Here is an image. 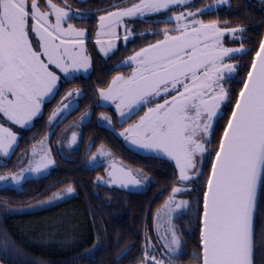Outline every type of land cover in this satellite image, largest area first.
<instances>
[{"label":"snow or ice","instance_id":"6c2138e0","mask_svg":"<svg viewBox=\"0 0 264 264\" xmlns=\"http://www.w3.org/2000/svg\"><path fill=\"white\" fill-rule=\"evenodd\" d=\"M225 5L230 7L229 0H215L193 11L191 0H135L127 6L112 4L98 10L104 14L98 17L94 42L105 57L117 48V29L124 28L126 43L133 36L127 20L171 12L163 23L175 22L152 32L162 38L117 65V69L130 67V72L117 70L107 86L97 90L101 101L115 106L121 124L143 111L119 133L121 137L175 165L170 194L152 216L151 229L145 220L143 244L133 264H180L185 244L175 220L193 212L199 231L192 256L195 264H254L258 189L264 184V39L258 49H248L245 27H228V21L222 27L219 19L205 22L200 18L209 7ZM89 15L74 11L68 0H0V168L8 167L18 146L12 126L28 128L42 114L46 98L58 91V73L69 82L76 73L92 67L86 49L88 29L71 22ZM226 34L239 40V47H226ZM250 52L254 54L243 66L239 90L233 93L225 85L240 76L239 61ZM73 95L79 98L80 90H69L62 107L49 116V134L40 141L39 151L33 148L27 166L20 167L21 160L18 171L0 174V185L22 190L29 176L49 174L55 161L45 143L53 132L51 125L66 118L63 113L72 107L68 101ZM227 105H231L230 114L225 112ZM101 120L113 124L105 113ZM221 121L222 130L212 147ZM77 143L73 132L69 147ZM205 156L211 157L207 171ZM99 157H111V153L101 145L89 163ZM105 171L108 179L97 176L98 185L140 188L149 182L147 175L118 168L115 161ZM197 182L201 196L193 208L191 200L178 197L191 195ZM74 192L68 185L37 206L51 205ZM11 246L8 233H0V247L7 251ZM130 250L119 253L117 264Z\"/></svg>","mask_w":264,"mask_h":264},{"label":"trees","instance_id":"16d2710c","mask_svg":"<svg viewBox=\"0 0 264 264\" xmlns=\"http://www.w3.org/2000/svg\"><path fill=\"white\" fill-rule=\"evenodd\" d=\"M229 4L230 7L224 6L223 22L228 21V27H245V43L248 49H257L264 33V17L261 12L263 1L229 0ZM209 17L211 16L208 15ZM121 51L123 52V47L120 45L114 55ZM252 54L254 53L247 54L246 62L241 63L240 78L244 75L243 66L250 61ZM238 90L239 84L234 93ZM230 107L231 105L226 113L230 114ZM55 108L45 107L34 125L38 131L36 136L28 141L21 140L18 145L17 164L22 156L42 139L47 131V119ZM89 109L91 116L80 129L83 145L90 143L89 153L101 145L107 147L113 154L120 155L123 163L143 170L151 178L149 185L139 191L108 187V184L98 185L95 182L96 177L104 175V168L84 166V156L80 152L72 153L67 159L57 158L55 169L46 176L27 179L22 185V190L10 186L0 187V233L7 232L12 241V246L7 251L0 247V262L3 264H117L119 253L129 248L131 250L119 260V264H133L140 254L145 220L147 219L151 229L152 216L170 194L174 176L169 167L163 166V170H160L157 164L151 161L123 154L121 139L98 122L101 113L108 115L104 107H77L58 127L57 134L52 135L53 140ZM223 123L221 121L216 125L214 143L220 135ZM117 126L121 128L122 124ZM210 159L207 169L210 167ZM68 185L75 189L68 202L33 216L25 213L14 214L19 208L36 205L53 192L66 189ZM198 185L200 186V183ZM263 186L264 184L258 191L256 213ZM199 188L197 192L186 195V198L193 202V208L196 207L197 198L201 196ZM38 193L44 195L37 199ZM54 213L60 216L59 220L50 217ZM31 221L37 222L38 226H31ZM175 224L181 230L185 244V254L180 264H195L192 256L196 251L199 236L196 214L193 212L184 215L175 220ZM151 235L155 239L153 232ZM98 241V247L94 249L93 245ZM86 253L89 255H85Z\"/></svg>","mask_w":264,"mask_h":264},{"label":"flooded vegetation","instance_id":"af4514ba","mask_svg":"<svg viewBox=\"0 0 264 264\" xmlns=\"http://www.w3.org/2000/svg\"><path fill=\"white\" fill-rule=\"evenodd\" d=\"M68 2L72 6V9L74 11L76 9H80L81 11H86L90 14L86 20H73L71 22L76 24L78 27H86L88 29V40L86 42V49H87L88 55L91 57L92 67L90 68L88 72L81 71L79 73H76L75 77L71 79L69 82H64V77L61 75V81L59 83L58 91L55 93L54 97H50L47 99V101H45L43 107L44 108L45 107H59V105L61 104L62 98L65 96V94L69 90L79 89L81 92V96L77 98L75 95H73L71 99H73L76 102V105H75V108L65 116L66 118L70 116V114L77 108V105H78V107H104L105 109H107L108 115L112 117L113 120H116L117 118L116 111L113 108L115 106L110 103L100 101L97 90L101 87H106L107 83L111 80V77L116 74L117 70L125 72V73L130 72L131 70L130 67L122 66L119 69H117V65L121 64L122 61L126 60V58L130 56L134 51L139 50L140 47L145 46L147 43L155 42V40L158 38H162V37L153 36L151 35V33L160 31L165 26L171 27L174 25L175 23L174 21L172 22V24H169V25H165L163 23V21L166 20L167 17L171 15V12L167 14L160 13L158 15L149 16L145 18H137L135 20H127V24L133 29V33H134L133 36L130 37L126 43L123 39L125 33L122 32V34H119L120 39L116 41L117 48L114 49L111 53H109L108 57H105L100 52L99 47L94 42L96 39L95 33L98 27V17L99 15L104 14L103 12L98 11V10L109 8V6L112 4H120L121 6H127L135 2V0H68ZM214 2L215 0H208L207 2L206 0H191L192 10L195 11L196 8H203L206 5H213ZM180 10H183V9H180ZM224 10H225L224 6L220 8L209 7L207 10V13L201 16L200 18L205 20V22H207L208 20H212V19H219L221 22V26L223 27L224 26V22H223ZM208 15L211 16L212 18L211 17L208 18ZM101 39L106 40L107 38L101 37ZM246 40H247V36L244 34V42H246ZM223 42L226 47H239V40L234 41L231 35L226 34ZM248 42L249 43L251 42L250 37H249ZM120 45L123 47V52L121 51L117 55H114V53L117 52ZM245 47L248 48L246 43H245ZM246 57H247V54L243 55L242 59H240L239 61L240 64L241 63L244 64V62H246ZM108 77H109V81H108ZM239 81H240V76H234L231 79L230 83L226 84L225 87H231L234 93L235 89L237 88L239 84ZM98 101H100V103ZM229 106L230 105H227L225 107V112L228 111ZM140 113H143V111H141ZM137 115H133L131 119L122 123L121 128L124 127V125L128 121L134 119ZM40 117L41 116L36 118L34 122L31 124V126L28 128L19 130L17 129L15 125L12 126L13 131L17 132L18 134V145L23 140L28 141V140H31L34 136H36L38 131H37V128H34V125ZM66 118L56 121L51 126L53 129V132L50 137L51 140H53V137H54L52 135L56 133L58 127L61 126L64 120H66ZM46 126H47V131H48L49 130L48 119H47V125H45V127ZM120 139H121L123 154L126 153L129 155H134V156H137L138 159L145 160L147 162L151 161V163L157 164L160 170H163V166L169 167L170 171L172 172L174 176V170H175L174 162L169 161L166 157H159L155 153L147 152L143 149H140L136 145H133L130 141L125 140L124 138L123 139L120 138ZM212 139H213L212 147H214L215 140L214 138ZM17 151H18V146L15 147L14 153L11 155L10 159H8L7 161L8 167L0 168V174H5L6 172L17 170V167H16L17 154H18ZM118 156L120 159V155ZM209 159L210 157L208 156H205L204 158V163L206 166L205 170L208 167L207 164H208ZM120 162L123 165L132 168L133 170H135V172L140 171L143 174H145L143 170L139 168H133L132 166H129L123 163L121 159H120ZM121 166L122 165L117 164L118 168ZM148 178H149V182L147 186L149 185L151 181V178L149 176ZM199 183L200 182H197L196 184L192 185V187L198 190V187H200L198 185ZM0 187H3V185H0ZM108 187H114V186H108ZM197 190L193 192H197ZM178 198L187 199L186 195H182ZM255 231H256V250H255L254 261H255V264H264V186L262 188V193L260 196V205L256 213ZM153 234L155 235V232H153Z\"/></svg>","mask_w":264,"mask_h":264},{"label":"rangeland","instance_id":"374dc122","mask_svg":"<svg viewBox=\"0 0 264 264\" xmlns=\"http://www.w3.org/2000/svg\"><path fill=\"white\" fill-rule=\"evenodd\" d=\"M128 27L130 29H132L129 25ZM133 30V29H132ZM118 31V34H122L125 33L124 32V28H119L117 29ZM58 75H62V73H58ZM48 98H46L45 101H47ZM100 100V99H99ZM101 101V100H100ZM100 101H98L100 103ZM68 103H70L72 105V107L68 108L64 113L63 115L66 116L70 111H72L74 108H75V105H76V102L71 99L70 101H68ZM62 107V104L59 105V107H56L54 110H57L59 108ZM43 106H42V112H43ZM114 110H115V107H113ZM53 110V111H54ZM86 112L89 113V115L87 117H84V113L78 117L76 119V121L72 124H70L69 126L66 127V129L56 138V140H48L46 143H45V148H50L51 149V156H52V159L55 161V164L53 166L50 167L49 169V173L56 168L57 166V158H61V159H67V158H70V156L72 155V153H82L81 155L84 156V166L86 167H96V166H102L104 168V175L102 176L105 180L108 179L107 177V174H106V171L105 169H108L110 168V165L112 164L113 161L116 162V165L117 164H120L122 166H124L126 169H129V170H132L135 172V170H133L132 168L128 167V166H125L123 165L121 162H120V159H119V156L116 155V154H113L107 147H105L110 153H111V157H99L97 159V161L95 163H92L90 164L89 161L93 155V153H96L97 152V149L100 147H98L97 149H95L93 152L89 153V149H90V143L87 142L85 143L86 145H83V140L80 139V129L82 127V125L84 123H86L88 121V119L90 118L91 116V110H87ZM53 113V112H52ZM51 113V115H52ZM42 115V114H41ZM40 115V116H41ZM139 115H143V113H140L138 114L134 119L128 121L124 127L120 128L118 127L117 125L118 124H121L120 123V117H119V114L116 113V120L114 121L113 119V124L112 125H108L106 121H102L101 120V115L100 117L98 118V122L105 125L106 127H108L109 130L113 131L119 138H122L119 133L121 131H123L124 128L128 127L129 124L135 122L136 120L139 119ZM109 116V115H108ZM39 117V116H38ZM36 117V118H38ZM84 117V122L82 123L81 122V118ZM34 118L32 123L34 122V120L36 119ZM112 118V117H111ZM58 121V120H57ZM56 122V121H55ZM54 122V123H55ZM53 123V124H54ZM52 124V125H53ZM48 125H49V118H48ZM51 125V126H52ZM50 126V125H49ZM17 129L21 130L22 128H19L18 126H16ZM50 128V127H49ZM24 129V128H23ZM18 130V131H19ZM73 132H76L77 133V139H78V143L69 147V144H68V141L71 139V136H72V133ZM49 134V130L47 131V133L44 135V137L42 139H40L36 144H34L23 156H22V159L23 160V164L21 167H25L27 166V163H28V159L31 158V155H32V151H33V148L35 147L37 151H39L40 149V141L43 140L45 138V136H47ZM19 169H17L16 171H18ZM41 176H29L28 179H31V178H40ZM148 184V183H147ZM147 184L145 186H142L140 187V189L144 190L146 187H147ZM10 187H13L15 189H18L16 188V186H12V185H9ZM73 194L71 195H67L65 198L63 199H60L58 201H56L55 203L51 204V205H45V206H42V207H38L37 205L39 204H36V205H32V206H27V207H22V208H19L18 210L14 211V214H28L30 216H33V214H36L38 212H41V211H44V210H49L50 208H54L55 206L59 205V204H62V203H66L68 202L71 198H72ZM168 197V196H167ZM166 197V198H167ZM163 204V203H162ZM62 211V210H61ZM49 217V216H48ZM50 217L53 218V220H59L60 216H58V214L54 213V214H51ZM31 219V218H30ZM37 221V220H35ZM35 221H31L29 224L31 226H38V223L35 222ZM0 264H3L2 262H0Z\"/></svg>","mask_w":264,"mask_h":264},{"label":"water","instance_id":"95a60500","mask_svg":"<svg viewBox=\"0 0 264 264\" xmlns=\"http://www.w3.org/2000/svg\"><path fill=\"white\" fill-rule=\"evenodd\" d=\"M261 39H264V33H263ZM257 49H258V48H257ZM114 187H117V186H114ZM117 188H119V189H127V190H130V191H139V190H140V188H133V187H129V188H121V187H117ZM258 191H259V189H258ZM257 200H258V198H257Z\"/></svg>","mask_w":264,"mask_h":264},{"label":"built area","instance_id":"2783aa9c","mask_svg":"<svg viewBox=\"0 0 264 264\" xmlns=\"http://www.w3.org/2000/svg\"><path fill=\"white\" fill-rule=\"evenodd\" d=\"M263 1V8H262V16L264 17V0H262Z\"/></svg>","mask_w":264,"mask_h":264}]
</instances>
